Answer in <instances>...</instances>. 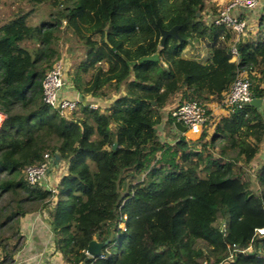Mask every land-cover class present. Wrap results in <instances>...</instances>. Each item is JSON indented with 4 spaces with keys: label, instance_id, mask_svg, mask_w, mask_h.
<instances>
[{
    "label": "trees",
    "instance_id": "obj_1",
    "mask_svg": "<svg viewBox=\"0 0 264 264\" xmlns=\"http://www.w3.org/2000/svg\"><path fill=\"white\" fill-rule=\"evenodd\" d=\"M26 1L28 9L0 23L2 261L19 248V218L44 210L65 264H264V234L255 231L264 226V163L255 192L245 168L264 137L259 106L226 107L191 146L179 133L160 141L155 129L175 96L219 103L239 71L251 96L264 98V8L255 10L254 36H242L203 21L206 0ZM42 3L55 12L27 23ZM207 9L213 15L216 5ZM174 25L179 39L167 35L159 45V29ZM192 36L208 49L203 62L181 56ZM64 42L66 52L74 42L84 54L68 75L81 97L68 118L40 99L41 78ZM153 53L156 61H138ZM110 91L116 96L103 108L82 99ZM45 152L65 163L53 193L23 176ZM92 238L108 239L100 257L85 253Z\"/></svg>",
    "mask_w": 264,
    "mask_h": 264
},
{
    "label": "built area",
    "instance_id": "obj_2",
    "mask_svg": "<svg viewBox=\"0 0 264 264\" xmlns=\"http://www.w3.org/2000/svg\"><path fill=\"white\" fill-rule=\"evenodd\" d=\"M264 8V0H221L217 6L216 12L210 15V20L214 24H222L224 27L233 31L236 35L245 36L248 31L253 29V24L247 20L246 14L240 16V13L246 11L257 10ZM231 59L236 58L235 48L231 45ZM57 59L45 71L41 78V95L40 99L43 103L55 108L58 113L64 117L70 114L77 106L80 99L70 98L61 93V90L68 85L65 84L64 68ZM249 80L244 71H239L235 74L233 80L225 91L222 100L218 103L219 106L228 107L230 105L245 104L250 98ZM89 107L95 108L94 103H89ZM166 116L172 121H178L186 127V131L190 134H197L202 130L204 123H208L210 112L206 104H200L194 99H189L185 102H174L166 109ZM3 117V116H2ZM0 117V121L2 119ZM183 132V133H185ZM183 133H180L183 135ZM52 156L48 153H43L42 158L38 163L26 165L23 168V176L27 184H38L48 189L51 193L55 191V184H52L47 178V171L51 167ZM264 212V204L261 205ZM258 234H264V226L255 229ZM100 257V254L98 255ZM0 264H25L22 259L13 256L9 261H2ZM201 264H206L202 262Z\"/></svg>",
    "mask_w": 264,
    "mask_h": 264
},
{
    "label": "rangeland",
    "instance_id": "obj_3",
    "mask_svg": "<svg viewBox=\"0 0 264 264\" xmlns=\"http://www.w3.org/2000/svg\"><path fill=\"white\" fill-rule=\"evenodd\" d=\"M217 1L218 0H206V3H205L206 7H204V9L200 12L201 16L203 18V21L204 20L207 21L211 15V14H209L207 16V14L209 13V9H207V6L210 3L216 5L215 3H217ZM28 7H29V4L27 3L26 0H0V23L7 20L8 18H10L14 12H16L18 10L24 12L26 9H28ZM216 9H217V6H216ZM55 10H56L55 8L49 6L45 3H42L34 9V11L27 17L26 21L29 24L36 23L40 19L45 18L47 13H54ZM256 13H254L253 19L251 20L253 22V25H254L253 29L246 33V34H249L250 36H254V34L257 31L256 30V24H257L259 16ZM65 46H67L66 42L59 45V51H60L59 59H61L60 61H61L63 68H64L63 73H64V78H65V84H67L69 86L68 90H72L73 88L71 87L68 75L72 71L75 64L80 59L83 58L84 54H83V48L80 47L77 43L75 44L74 42H71V52L70 53L65 51ZM207 54H208V49L203 45L202 41L199 38L194 37V36L189 37L187 39V44L183 47V49L181 51L182 57L193 58V59L198 60L200 62H203L206 59ZM89 73L90 72L83 74L82 81L89 79ZM120 91H123L122 88L120 89ZM109 93H110L109 95L113 94V96H115V93L113 91H112V93H111V91ZM177 100H178V95L175 96V98L171 101V103L165 105L161 109L160 121L155 126V129L157 132V137L160 141L172 143L174 141V137L177 135V133H173L172 130L166 131V129L163 127V122L167 118V116H166L167 107L174 104V102H176ZM77 107L78 106H76V109L71 114L73 117H76L78 115ZM69 115L70 114H68L66 116V118H68ZM206 125L207 124L204 123V125L202 126V129H205ZM206 130H207V128H206ZM200 132L197 134H190L188 132L183 133V137L186 139L188 146L195 145L198 143ZM263 163H264V156H263V158L262 157L261 158L257 157V159L254 158V160H252L250 163H248L249 164L248 166L247 165L245 166L246 171L249 175V180L251 181L249 187H250L252 192L256 191V187L254 185V183H255V181H254L255 171ZM58 167H60V169L56 168L55 170H57V172L52 173V176H50V179H52L51 180L52 184L57 182V180L59 179L58 175L62 172V168H64V165H59ZM52 201H53V199L51 200V202ZM42 214L45 215V217H46V213L44 210H42ZM219 222H220V220H219V218H217L216 221L214 222V225H218Z\"/></svg>",
    "mask_w": 264,
    "mask_h": 264
},
{
    "label": "crops",
    "instance_id": "obj_4",
    "mask_svg": "<svg viewBox=\"0 0 264 264\" xmlns=\"http://www.w3.org/2000/svg\"><path fill=\"white\" fill-rule=\"evenodd\" d=\"M220 1L221 0H218L217 3H215L216 6L219 5ZM254 13H256L255 10L246 11L245 13H243V15L246 14V17L251 23V25L253 24L251 20L253 19ZM209 14L210 13H208L207 16ZM68 88L69 86L63 88L61 90V93L70 98L81 99L78 92H76L73 89L68 90ZM119 93H122V91H119ZM115 96H113L112 94L109 95L108 98H103V97L101 98V97H90L88 95H85L82 99L83 101L96 104L97 105L96 107L103 108ZM206 106L210 112V119L205 127L206 137H208L212 133L214 123L218 120L220 116H224L227 114V109L222 106H219V104L214 101L207 103ZM259 109L261 113L264 114V104H260ZM163 127L166 129V131L172 130L173 133H179L173 128L172 123L171 125H166L164 121ZM263 156H264V137L259 143L258 151L254 158L256 159L257 157L263 158ZM59 165H64V168H62V172L58 176L60 177V175H62L65 172L64 161L61 162L59 161L57 162V164H53L51 167H49L47 171L48 180L50 181L52 180L50 179V176H52V173L57 172V170H55L56 168L60 169V167H58ZM19 233L21 235L20 245L19 248L13 254V256L22 259L25 264H65L62 261V259L59 257V255L53 250L51 233L48 229V225L45 220V215L42 214V210L32 211L20 217Z\"/></svg>",
    "mask_w": 264,
    "mask_h": 264
},
{
    "label": "water",
    "instance_id": "obj_5",
    "mask_svg": "<svg viewBox=\"0 0 264 264\" xmlns=\"http://www.w3.org/2000/svg\"><path fill=\"white\" fill-rule=\"evenodd\" d=\"M195 14L197 15L198 11H196ZM176 29H177L176 25L170 27L169 29H159V34H160L159 45H162V41L167 35H171V36L179 39V36L177 34ZM157 59H158L157 54L153 53L151 55L142 56V57L138 58V61H141V60H154V61H156ZM150 103L152 105L154 104L153 101H150ZM245 104L251 105L254 107H258L260 104H264V98L251 97ZM172 126L179 133H183L186 131V127L184 125H182L181 123H179L178 121H172ZM115 145H116V142H115V140H113V142L111 144V148H114ZM57 162H58V155L54 154L52 156V163L57 164ZM107 241H108V239H105L101 242L97 241L95 238L90 239L86 244V249H85L86 255L89 257H97L100 254V248L104 244H106Z\"/></svg>",
    "mask_w": 264,
    "mask_h": 264
}]
</instances>
